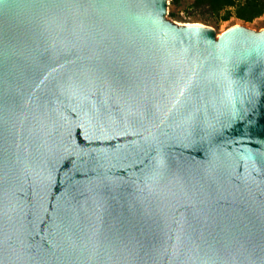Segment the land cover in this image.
Returning <instances> with one entry per match:
<instances>
[{"label":"water","instance_id":"obj_1","mask_svg":"<svg viewBox=\"0 0 264 264\" xmlns=\"http://www.w3.org/2000/svg\"><path fill=\"white\" fill-rule=\"evenodd\" d=\"M170 0H0V264H264V30Z\"/></svg>","mask_w":264,"mask_h":264},{"label":"rangeland","instance_id":"obj_2","mask_svg":"<svg viewBox=\"0 0 264 264\" xmlns=\"http://www.w3.org/2000/svg\"><path fill=\"white\" fill-rule=\"evenodd\" d=\"M167 14L175 23H195L213 28L217 36L235 25H243L256 31L264 30V13L251 21H244L234 15L233 7L216 11L207 5L196 4L195 0H170Z\"/></svg>","mask_w":264,"mask_h":264},{"label":"trees","instance_id":"obj_3","mask_svg":"<svg viewBox=\"0 0 264 264\" xmlns=\"http://www.w3.org/2000/svg\"><path fill=\"white\" fill-rule=\"evenodd\" d=\"M195 3L216 11L233 7L234 15L244 21H251L264 13V0H195Z\"/></svg>","mask_w":264,"mask_h":264}]
</instances>
